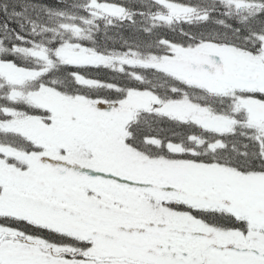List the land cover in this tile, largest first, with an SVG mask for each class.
<instances>
[{"label": "snow or ice", "instance_id": "1", "mask_svg": "<svg viewBox=\"0 0 264 264\" xmlns=\"http://www.w3.org/2000/svg\"><path fill=\"white\" fill-rule=\"evenodd\" d=\"M0 264H264V0H0Z\"/></svg>", "mask_w": 264, "mask_h": 264}]
</instances>
